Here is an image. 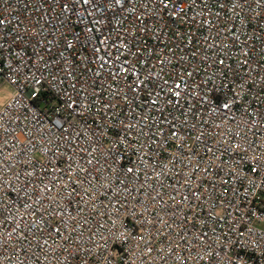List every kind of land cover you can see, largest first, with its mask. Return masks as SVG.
Masks as SVG:
<instances>
[{
  "label": "built area",
  "instance_id": "obj_1",
  "mask_svg": "<svg viewBox=\"0 0 264 264\" xmlns=\"http://www.w3.org/2000/svg\"><path fill=\"white\" fill-rule=\"evenodd\" d=\"M0 264H264V0H0Z\"/></svg>",
  "mask_w": 264,
  "mask_h": 264
},
{
  "label": "rangeland",
  "instance_id": "obj_2",
  "mask_svg": "<svg viewBox=\"0 0 264 264\" xmlns=\"http://www.w3.org/2000/svg\"><path fill=\"white\" fill-rule=\"evenodd\" d=\"M11 91H12L11 85L6 83L0 85V107L8 99Z\"/></svg>",
  "mask_w": 264,
  "mask_h": 264
},
{
  "label": "snow or ice",
  "instance_id": "obj_3",
  "mask_svg": "<svg viewBox=\"0 0 264 264\" xmlns=\"http://www.w3.org/2000/svg\"><path fill=\"white\" fill-rule=\"evenodd\" d=\"M118 2H119V0H118Z\"/></svg>",
  "mask_w": 264,
  "mask_h": 264
}]
</instances>
